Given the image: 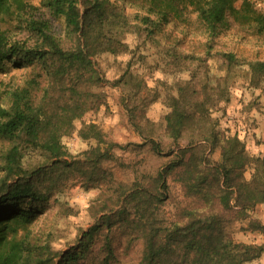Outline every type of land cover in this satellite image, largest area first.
<instances>
[{"label": "trees", "instance_id": "1", "mask_svg": "<svg viewBox=\"0 0 264 264\" xmlns=\"http://www.w3.org/2000/svg\"><path fill=\"white\" fill-rule=\"evenodd\" d=\"M0 0V71L29 69L21 84L0 88V264H247L264 253V241L236 240L230 227L264 235L252 211L264 203V153L253 154L236 132L220 125L213 109L224 102L239 77L259 82L264 74V11L255 0ZM137 6L135 19L126 11ZM196 15L198 41L186 28ZM63 25L53 29L52 20ZM175 22V25H172ZM172 25V27H171ZM233 31L240 39L260 41L218 49ZM27 33V35H23ZM129 33L144 35L159 63L188 77L167 90L163 130L176 149L155 171L131 183L105 165L120 143L84 115L108 102L104 82L120 85L129 120L144 134L145 111L159 97L157 86L128 62L108 78L104 55L130 51ZM218 74L213 77L211 64ZM100 66V69L98 68ZM80 121L79 135L93 145L66 157L64 137ZM152 149L160 153L159 143ZM185 138L200 162L185 165ZM221 150L219 159L210 153ZM240 163L250 176L235 169ZM183 199L171 217L163 207L173 199L171 183ZM80 183L99 192L88 206L96 222L82 227L76 243L55 248L32 236L30 226L52 206L65 215L71 207L58 194ZM23 230L22 233L20 231Z\"/></svg>", "mask_w": 264, "mask_h": 264}, {"label": "rangeland", "instance_id": "2", "mask_svg": "<svg viewBox=\"0 0 264 264\" xmlns=\"http://www.w3.org/2000/svg\"><path fill=\"white\" fill-rule=\"evenodd\" d=\"M37 5L40 0H31ZM127 13L132 19H135V13L138 11L137 6L127 5ZM193 23L183 27L177 25L176 31L182 34L184 28L189 32L187 36L194 41H198L200 37L196 35L197 23L196 15L189 14ZM53 29L62 32V23L54 19L52 20ZM175 25V22L172 24ZM171 25V27H172ZM27 35V33H23ZM144 35L139 36L135 33H129L126 41L130 45L131 50L119 54L104 55L101 59L102 68L106 71L108 78H113L126 68L129 61L133 63L136 73L147 80L149 85L157 86L159 97L150 103L145 111L144 124L146 129L141 135L138 130L131 124L125 103L123 101L125 95L124 89L120 85L104 82V91L108 102L107 106H102L99 111L87 112L83 119L86 121H96L100 127L107 133V136L120 143L121 146L113 148V158L105 162L106 166L111 167L116 176L124 182L131 183L136 177L143 172L155 171L163 165L165 161L172 156L167 153L176 149V144L171 138L165 134L163 123L166 113L170 110L166 103L167 90L171 89L176 81L183 80L188 77V73L182 72L178 74L171 73L163 63H159L156 48L150 43L143 40ZM260 41L253 40L252 37L240 39L233 31H229L222 37L221 44L218 49L223 51L234 50L237 45L239 48L246 46L249 52L258 48ZM264 47V43H263ZM100 69V66H98ZM213 77L218 74V68L213 62L211 64ZM29 69L13 68L10 71H0V88L5 90L9 87L21 84L28 74ZM231 99L224 102L225 112L215 107L213 109L214 116L220 118V125L223 128H229L232 132L240 135L245 141L246 149L253 154L264 152V74L259 82H250L249 77L242 76L238 78L235 85L231 89ZM80 121L70 128L69 133L64 137L63 154L66 157L75 155L94 144L92 140L83 139L78 132ZM151 135V139L159 143L160 153L152 149V143L145 140V137ZM186 139L180 141V145L185 148ZM221 150L212 151L209 157L213 160L219 159ZM185 165H197L200 162L191 151L185 148L184 154ZM235 169H241V173L250 176L251 170L244 169L240 163L234 165ZM1 173V172H0ZM172 192L175 200L170 199L163 207V213L171 217L173 210L176 209V201L183 199L180 185L171 183ZM98 188L86 189L80 183L69 186L58 194L59 199L71 207L72 214L65 215L59 211L58 207L52 206L41 213L38 219L30 226L32 236L39 238H47L55 248L66 250L76 243L80 236L82 227L88 228L96 222L88 213V206L93 202ZM240 222H234L230 227V236L236 240L263 242L264 235L240 230ZM23 230L20 231L22 233Z\"/></svg>", "mask_w": 264, "mask_h": 264}, {"label": "crops", "instance_id": "3", "mask_svg": "<svg viewBox=\"0 0 264 264\" xmlns=\"http://www.w3.org/2000/svg\"><path fill=\"white\" fill-rule=\"evenodd\" d=\"M257 6L264 11V0H255ZM264 153V152H263ZM253 215L259 218L264 223V203H259L256 205L255 209L252 211ZM247 264H264V253L261 258L248 262Z\"/></svg>", "mask_w": 264, "mask_h": 264}]
</instances>
